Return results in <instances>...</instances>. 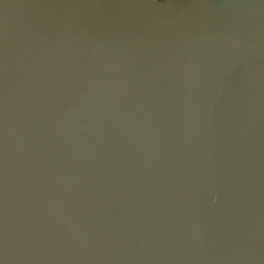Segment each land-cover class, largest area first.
Here are the masks:
<instances>
[{
	"label": "water",
	"instance_id": "water-1",
	"mask_svg": "<svg viewBox=\"0 0 264 264\" xmlns=\"http://www.w3.org/2000/svg\"><path fill=\"white\" fill-rule=\"evenodd\" d=\"M0 264H264V0H0Z\"/></svg>",
	"mask_w": 264,
	"mask_h": 264
}]
</instances>
